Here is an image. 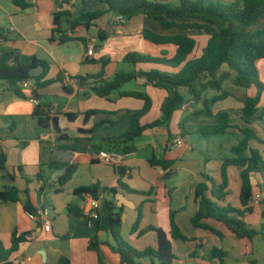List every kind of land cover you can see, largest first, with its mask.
<instances>
[{
    "label": "crops",
    "instance_id": "0c3cea01",
    "mask_svg": "<svg viewBox=\"0 0 264 264\" xmlns=\"http://www.w3.org/2000/svg\"><path fill=\"white\" fill-rule=\"evenodd\" d=\"M28 1L31 6L22 9L16 6L13 0H0V28L3 29L0 32V46L3 42L2 34L7 39L5 45L8 47L19 49L25 55L35 56L49 65L44 80L60 77L63 80L39 90L40 98L34 100L29 95L25 98L18 96L6 82L0 81V149L7 157L6 169L14 179L13 184H6L0 171L2 175L0 191L9 187L20 191V201L0 200V239L5 248H10L14 231L20 234L27 233V241L20 245L10 260L14 264L21 261H25V264H59L60 258L64 257L70 260L71 264H99L100 254L105 264H122L120 254L114 248L112 235L109 232H97L96 224H89L88 218L84 216L89 210L87 199L84 195L77 196L74 193L80 187L100 184L101 187L115 188L116 193L123 194L128 200V205L122 206L124 207L122 235L137 250L157 249L156 233L149 231L139 235V231L153 226L162 228L170 235V212L176 210V223L190 240L183 241L170 236L176 255L174 264H221L220 259L213 256L212 250L221 249L226 252V257L230 256L231 252L224 250V239L232 240L234 264H252L253 259L239 258L247 254L246 251L253 246V242L236 238L223 223L216 220L208 219L204 222L220 232L223 237L211 230L195 227L191 220L198 210L196 185L204 180V175H208L216 185H220L222 164L227 159L217 151L221 137L217 135L205 137L202 135L203 128L219 123L221 113L227 112L232 126L251 128L257 134L259 140L250 141V146L260 150L264 157V92L256 116L247 118L243 114L242 100L247 96L254 97L257 93L255 87L245 89L235 86L229 80L225 81L223 87L231 95L214 104L212 115L202 114V103L196 102L191 96L188 98L184 95V92L188 94V91L184 89L182 92L180 89L186 103L172 117L170 131L173 137L169 136L170 132L165 127L147 129L142 136L148 139L149 150L140 154L135 139L132 144L136 146V151L125 155L122 146L110 143L108 139L120 137L127 130L133 113L141 110L145 102L139 98L122 96L120 91L140 92L151 98L152 108L142 118L143 125L161 117V109L169 97V92L148 84L145 79L139 77L125 84L120 91L113 92L109 98H103L89 88L78 85L74 77L103 74L101 79L90 80L91 86L94 82L112 79L119 71L160 69L178 72L183 65L177 68L161 64L134 66L126 63L124 58L130 53L155 57L165 55L171 58L175 55L177 46L155 44L145 40L143 31L150 29L161 34H175L180 31L173 29L165 32L157 22L143 15L136 16L122 25L117 23L115 14L109 13L95 20L89 29L79 26L72 30L65 23L63 29L71 40L65 43L58 40L51 42L55 12L69 11L76 16L97 9L99 0ZM100 32L107 34L106 40H100ZM193 37L197 46L191 58H197L201 56L209 35L199 32L193 34ZM90 41L95 43L93 56L87 55ZM104 61L107 63L104 64ZM258 67L261 80L264 82V59L258 63ZM66 86L72 88L70 94L64 90ZM25 91L30 93V89ZM216 94L217 92L212 90L206 92L208 97ZM38 103L51 107V114L58 118L60 128L69 135L71 141H63L60 143L61 147H57L56 130L53 126H40L34 116ZM92 110L99 113L85 120L84 113ZM70 113H80V116L70 120L68 117ZM99 123H101L99 128L93 133L89 132ZM181 124H185L184 128L187 131L185 138L181 136ZM176 125L180 132L176 130ZM193 136H196L204 153L202 151L194 153L196 146L193 143L195 138ZM220 136L229 138L232 146H228L227 149L231 151L242 137L240 131L232 127L226 134ZM177 138L182 140L181 144H174ZM75 139L78 140L77 144L74 142ZM25 142L27 145L24 146ZM74 146L75 151L70 149ZM223 147L221 144L220 148ZM57 149L73 153L72 161L58 162L54 154ZM108 150L124 155L120 165L106 164L96 158L100 151ZM152 157L173 160L175 164L170 171H164L150 165L149 159ZM87 158L94 159V162L80 161ZM211 161L214 166L210 168ZM54 162L60 165H53ZM74 163L77 164L75 173L64 185L60 184L59 180L63 175L54 178V173L66 165L69 169ZM232 169L237 170V173L233 170L235 176L239 175L235 192L231 191ZM169 173L171 176L165 178ZM227 174L229 192L220 204L241 208L240 169L229 166ZM252 181L255 186L252 201L254 211L245 219L252 227L260 229L264 222L261 203L264 199V174H254ZM120 183L125 184L131 191L123 189ZM209 185L211 188L213 183L209 182ZM231 193L233 194L230 195ZM257 195H260V200L256 199ZM27 198L31 200L35 210L43 207L51 209L50 232L28 217V212L24 208V201ZM74 208L81 209V215L72 212ZM140 213L139 229L132 232L133 224ZM95 236L98 237V241L93 244L97 249H91V241ZM226 257L225 264H228ZM137 262L157 264V260L151 257L142 258Z\"/></svg>",
    "mask_w": 264,
    "mask_h": 264
},
{
    "label": "trees",
    "instance_id": "16d2710c",
    "mask_svg": "<svg viewBox=\"0 0 264 264\" xmlns=\"http://www.w3.org/2000/svg\"><path fill=\"white\" fill-rule=\"evenodd\" d=\"M13 3L26 9L31 6L28 0H13ZM113 13L116 16H122L126 21H130L136 16H146L159 24L163 31L168 32L177 29L180 33L161 34L150 29L143 31V38L155 44H173L177 46L176 53L173 57L167 58L155 57L139 53H130L126 55L124 61L134 66L138 64H161L173 68L180 67L178 72H168L160 69L150 70H133L131 72L119 71L110 80H104L94 85L89 84L90 80H98L103 74L91 76L74 77L78 85L89 88L96 95L109 98L113 92L120 91L121 88L141 77L158 88L166 89L169 97L164 103L161 111L162 115L156 121L143 125L142 118L151 110L152 100L144 93L140 92H121L122 96H131L144 100L145 104L141 110L135 111L127 130L117 138L108 139L110 143L122 146L123 153H132L136 151V146L132 144L135 139L142 136L144 131L155 127H165L168 129L169 136L173 137L170 131V123L174 113L180 110L186 103L184 95L180 89H186L193 100L203 105L201 111L204 115H212V107L215 103L225 100L231 93L224 89L225 81H231L235 86L249 89L255 87L257 93L254 97L247 96L243 98V114L247 118L256 116L258 105L264 92V82L261 80L258 63L264 59V0H240L233 4H223L214 0H99L98 8L93 11L83 12L76 16L69 11H58L53 15L54 29L52 30L51 42L58 40L65 43L71 38L65 33L63 27L68 24L69 28L75 30L79 26L89 29L95 20L102 16ZM3 29L0 28V32ZM195 32V33H193ZM203 32L209 35V39L200 57L191 58L197 46L193 34ZM3 42L0 46V81L8 84V87L18 96L25 98L30 96L33 99H39V90L48 85L62 81L58 79L44 80L49 65L35 56L25 55L19 49L11 48L5 45L6 37L1 34ZM59 37V38H57ZM100 40L107 39V34L99 33ZM107 61H104V64ZM43 66L44 72L37 78H31L30 72L34 67ZM26 80H33L34 87L28 94L21 86ZM66 93H71V87H64ZM217 92L216 95L208 97L206 92ZM99 111L92 110L84 113L85 120L98 114ZM34 116L42 127L53 126L57 132L56 144L61 147V142L71 141L67 133L59 126L56 116L51 114L49 105L37 104ZM80 113H70V120H75ZM101 123L93 127L89 132H94ZM185 125V124H184ZM184 125H180L181 136L186 137L187 131ZM237 128L241 133L239 143L232 147L231 158L224 160L221 168L222 183L216 185L211 177L204 175V180L196 185L195 193L198 203V210L192 218V224L197 228L211 230L220 237L223 235L206 224L204 220L213 219L223 223L230 232L238 239H246L253 242L254 238L261 235L264 239V222L260 229L252 227L247 221L246 216L252 214L254 208L252 201L254 199V183L252 177L254 174H264V157L260 150L250 146V141L257 139V134L251 128H240L230 124V115L222 112L219 123L210 125L202 130V135L210 137L212 135L226 134L230 128ZM189 134V133H188ZM77 144L78 140H74ZM27 145V142L23 143ZM74 147H70L75 151ZM7 157L0 149V171L6 168ZM84 162H94V159H81ZM152 167L161 168L164 171H170L175 164L173 160L159 159L152 157L149 159ZM53 165H60L54 162ZM229 166H236L240 169L241 191L240 202L241 208H235L231 205L223 206L220 201L228 194V174ZM77 169V164L70 165L65 175L60 177V184L64 185L73 176ZM20 171L23 172L22 168ZM2 176V175H1ZM29 181V179H28ZM209 182L213 183L210 188ZM120 186L131 191L125 184ZM264 188V185H263ZM28 192V190H27ZM108 192H117L115 188L101 187L95 184L88 187H80L74 191L77 196L85 193H91L95 197ZM139 193V192H138ZM0 200L20 201V191L16 188L0 191ZM262 219L264 220V199ZM24 208L27 212H33L31 200L27 198L24 201ZM77 215H81V209L74 208L71 210ZM124 207H119L115 200L104 198L102 212L99 214L95 224L97 232H109L115 242V250L120 254L121 263L139 264L137 260L145 257L155 258L157 264H174L176 255L173 251V239L189 241L186 235L182 233L176 223V210H171L170 235L162 228L147 227L139 231V235L153 231L157 235V249L147 248L143 251L134 248L122 235ZM141 221V213L133 224L132 232H137ZM171 236V238H170ZM27 241V233L12 234L11 247L5 248L0 239V263L14 264L10 259L17 252L20 245ZM98 241L95 236L91 241L90 248L97 249L93 244ZM214 257L220 259L221 264H225L226 252L221 249H213ZM255 264L254 260H251ZM59 264H71L67 258H60ZM99 264H105L99 254ZM156 264V263H152Z\"/></svg>",
    "mask_w": 264,
    "mask_h": 264
},
{
    "label": "built area",
    "instance_id": "2783aa9c",
    "mask_svg": "<svg viewBox=\"0 0 264 264\" xmlns=\"http://www.w3.org/2000/svg\"><path fill=\"white\" fill-rule=\"evenodd\" d=\"M116 21H117V23L122 24V25L127 23L125 18H123L122 16H118V15L116 17ZM94 52H95V43H94V41H90L88 43L87 55L93 56ZM75 82H77V80H75ZM21 86L24 89H31L34 87V82H33V80H26V81L21 83ZM181 143H182V140L180 138H177L174 141V144H176V145L181 144ZM123 157H124V155L122 153H119L117 151H109V150L108 151H100L96 155V158L99 161H102V162H104L106 164H110V165H120ZM0 178H2L1 175H0ZM83 195L86 197L87 203L89 206V210H87L84 213V216L86 218H88L90 225H94L99 214L102 212L103 201H104L105 196L100 195L99 197H95L91 193H85ZM256 199L260 200V195H257ZM50 212H51V209L49 207H43V208H40V209L35 210L33 212H28L27 214L31 220L36 221L37 223L43 225V228L45 231L50 232L52 230V222L50 219ZM19 264H25V261H21ZM123 264H127V263H123Z\"/></svg>",
    "mask_w": 264,
    "mask_h": 264
},
{
    "label": "rangeland",
    "instance_id": "374dc122",
    "mask_svg": "<svg viewBox=\"0 0 264 264\" xmlns=\"http://www.w3.org/2000/svg\"><path fill=\"white\" fill-rule=\"evenodd\" d=\"M214 1L221 2L223 4L228 5V4L237 3L240 0H214ZM175 2H176V0H175ZM226 87H228V86H226ZM181 91L183 92L184 89L182 88ZM184 95H187L188 98L190 97V94L189 93L186 94V91L184 92ZM175 127H176V130L178 132H180L179 129H178V125H176ZM217 136L221 137V139H222L221 142H220V145L221 144L224 145V147L222 149L220 148V145L218 146V150H217L218 153L219 154H222L223 158H231L233 156L232 151L227 149L228 146L229 147L232 146L231 142H229V138L227 136H220V135H217ZM193 137H195V138H193V143L196 146V149H195V152L194 153H197V152H200V151H202V153H204L203 152L204 150L198 144V140H196L197 139L196 136H193ZM135 144L139 148L140 154L144 153V151H148L149 150L148 149L149 148V146H148V144H149L148 139L147 138H144V136H142V138H137L135 140ZM142 148L144 150H141ZM202 166H204V165L202 164ZM213 166H214L213 162L212 161L209 162V167L211 168ZM233 170L235 171V173H237V170L236 169H232V188L233 189H231V191L233 190L235 192L236 183H238L237 180H239V175L235 176L233 174ZM232 194L233 193H231L230 195H232ZM124 239L127 241V238L126 237ZM223 246L225 248L224 249L225 251L231 252V255L228 256V257H226L227 263L228 264H234L235 261H233V259H235V257H232V240H230V239H224ZM246 253L247 254H244L239 259H245V258H247V259H253L257 264H264V239L262 238L261 235H258L254 239L253 246L251 245L250 248H249V250H248V252L246 251ZM225 262H226V260H225Z\"/></svg>",
    "mask_w": 264,
    "mask_h": 264
},
{
    "label": "water",
    "instance_id": "95a60500",
    "mask_svg": "<svg viewBox=\"0 0 264 264\" xmlns=\"http://www.w3.org/2000/svg\"><path fill=\"white\" fill-rule=\"evenodd\" d=\"M44 72V67L39 65L37 67H34L31 72H30V76L31 78H37L39 77L42 73ZM54 154L56 155V160L58 162H62V163H70L72 161L73 158V153H71L70 151H64L61 149H57L54 151ZM68 171V165H66L64 168L58 169L53 177L56 178L57 176H62L64 175L66 172ZM3 176H4V181L6 184L11 185L14 183V179L12 177V175L9 173L8 169H3L2 170ZM171 176V173L167 174L165 178H168ZM12 189V187H9V190ZM105 198L107 200H115V202L117 203V205L119 207H122L124 205H128V200L125 198V196L121 193H115V192H108L105 195Z\"/></svg>",
    "mask_w": 264,
    "mask_h": 264
}]
</instances>
